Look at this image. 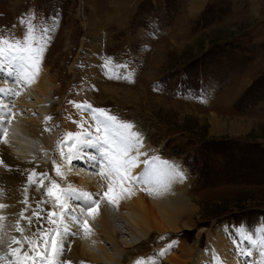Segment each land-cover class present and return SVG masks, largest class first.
<instances>
[{"label": "rangeland", "instance_id": "1", "mask_svg": "<svg viewBox=\"0 0 264 264\" xmlns=\"http://www.w3.org/2000/svg\"><path fill=\"white\" fill-rule=\"evenodd\" d=\"M28 22L37 35L51 29L40 63L51 89L45 114L30 95L32 119L39 126L47 120L39 138L46 146L54 139L50 165L41 171L53 170L58 142L66 139L60 107L83 102L132 122L142 135L141 152L176 163L185 174L183 183L164 188L171 200L184 201L166 234L146 235L130 213L99 198L124 250L119 255L118 246L103 242L113 260L168 264L159 253L171 244L176 256L194 254L186 264H198L202 253L200 264H264V231H257L264 229V0H0V35L24 33ZM109 61L111 71L104 67ZM73 161L58 165L71 169ZM73 167L99 176L83 163ZM144 190L146 197L152 191ZM33 198V205L40 200Z\"/></svg>", "mask_w": 264, "mask_h": 264}, {"label": "snow or ice", "instance_id": "2", "mask_svg": "<svg viewBox=\"0 0 264 264\" xmlns=\"http://www.w3.org/2000/svg\"><path fill=\"white\" fill-rule=\"evenodd\" d=\"M24 24L25 21L21 18L20 25ZM50 31V27H45L40 29L37 35L36 26L28 22L27 31L24 33L13 37L0 35V79L8 80L17 86L34 82L40 70L41 57L46 49ZM110 63L109 61L104 65L109 71ZM116 67L126 68L127 65ZM116 78L129 80V76L124 74H117ZM19 94L13 88L0 87L2 145L8 144L7 124L15 117L12 101ZM71 103L83 110L86 119L77 121L82 129L79 134L66 133V139L60 146L67 147L68 152L61 151L60 155L68 161H81L94 174L107 175V191L92 193L62 188L57 180H50L45 194L55 203L59 209L57 212L52 208L43 207L46 203L44 200H38L33 205L28 196L29 188L37 185L45 187L44 179L49 175L48 172L31 170L25 173L20 170V175L24 177L20 189L22 198L16 203L0 202V212L8 213L0 215V221L14 219L15 231L19 233L6 250H0V264H77L68 258V253L71 251L73 239L81 234L88 236L92 233L88 220L83 216L86 213L87 216L95 218V215L99 214L101 196L106 198L110 205L118 206L119 198L122 195H130L135 185L158 184L167 187L172 181H182L186 178L178 165L168 161L158 163V157L139 159L145 155L140 151L143 139L142 135L134 130L132 122L121 120L109 110L95 108L90 103ZM84 129L87 131H83ZM90 149L92 151H89ZM139 164L144 165V170L134 175L133 169ZM0 170H19V166L0 158ZM53 171L57 177L62 178L61 166L54 163ZM16 204L23 205L18 213L14 210ZM69 225H75L79 231H74ZM26 227L32 229L28 235H25ZM239 230L243 234V228ZM247 238L251 240V236ZM261 244H264V239ZM172 249L173 245L170 244L159 255L164 256ZM261 254L264 255V248L261 249ZM247 255L250 257L253 253L249 251ZM79 264L84 262L80 261ZM135 264H144V258L141 257Z\"/></svg>", "mask_w": 264, "mask_h": 264}, {"label": "bare ground", "instance_id": "3", "mask_svg": "<svg viewBox=\"0 0 264 264\" xmlns=\"http://www.w3.org/2000/svg\"><path fill=\"white\" fill-rule=\"evenodd\" d=\"M42 69L43 68L40 67L37 77L35 78L34 82H32L30 85L25 83L19 86L20 88L19 90L21 91L20 92L18 90L16 91H18L20 94L16 96L12 102V104H14L12 105V110L15 113V117L11 120L10 123L7 124L8 144L7 145L0 144V158L6 159L10 164L18 165L19 170H13V171L0 170V190H2V193H0V202L16 203L17 200L22 198L20 189L22 188L24 177L20 175V170H23L25 173L31 170H35L39 172L44 168V166L48 165L47 162L52 152L51 149L53 148L54 139L53 137H51V139L47 142V146H46L42 142L43 139L41 140V138H39V135H42L43 132L42 129L46 127L47 120L45 121L44 124L39 126L37 121L35 119H32L33 118L32 116L34 115V112L36 113V110H35V106L32 105L30 102L32 99L30 95L32 93L34 94V98H36L37 100L36 104L38 106H36V108L39 107L38 109L41 114L46 113L45 110L46 108L45 106L42 105L44 100L43 98L48 97V94H50L51 89H50V85H48L46 82V77ZM52 82L55 81L52 80ZM9 85L10 84H5L4 82L0 83V87L13 88V89L18 88L16 84H14V86H9ZM110 93H114V91H111ZM26 96L29 97L28 100L26 99ZM59 110L62 112V115L64 117L60 125V129L62 130L61 134L66 135V133L68 132L79 134L82 131V129L79 127L77 121L86 119V114L83 112V110L78 109L75 106L67 107L66 105L60 107ZM24 114L27 115L25 116ZM33 123L35 124L33 125ZM53 124L54 123H52L51 125ZM30 126H34V128L32 127V129H29ZM214 128L217 129L215 125ZM83 131H87V129H84ZM61 143L62 142L59 141L57 145L58 149H61L65 153L66 151L68 152V148L67 150H64L63 147L60 146ZM89 151L92 150L90 149ZM42 152L46 154L44 161H42L41 158ZM145 155H144L145 157L141 156L139 159L143 160L152 157L151 154L147 152H145ZM35 158L37 162L39 161L40 163L43 164L36 165V163L34 162ZM61 160H63V157L59 155L58 161ZM62 163L64 164L65 169H61L62 178L58 177V179H60L61 182V187L71 188L72 186H74L75 189L79 191H86L92 193H103L107 191V185L109 183V179L107 175L104 176L99 175L96 177L89 178L88 175L85 174L84 172L85 170L78 171L77 173H75L74 169H72L73 164L75 165L78 163L81 164L82 163L81 161L74 160L71 169L66 168L69 166L68 165L69 163H64V162ZM172 164L177 165L176 163H172ZM143 170H144V165L139 164L138 167L133 169V174L138 175ZM184 181L185 179L177 183H181V182L183 183ZM44 184H46V182H44ZM153 185L154 184H152L151 186H145V185L133 186V190L131 194L122 195L119 198V203L118 206L116 207L121 213L124 211L130 213L129 215H131L134 219L133 220L134 227L140 229L146 235L152 232L151 231L152 229L158 230L157 231L158 233L166 234L170 232L169 228L174 227L173 225L174 220L180 215V211H181L180 206H183L182 203L180 202H182L183 200L179 201L178 200L179 198H177L175 201L174 199L171 200L170 194L168 193V191H165L166 189L165 187L160 186L158 184H155V186ZM45 186L47 188L48 184H46ZM145 188L147 190H152L149 192L150 196L147 195L146 197L144 195L145 194L144 192H146V190H144ZM142 189L144 190V192ZM32 190L34 195H37L34 186L33 188L31 187L28 189V196L30 198L31 203L33 199H36L33 198ZM147 193L148 192H146V194ZM162 193L164 194L162 195ZM103 200H107V199L104 198L102 199V201ZM177 204H180V206ZM22 206L23 205L21 204H16V208L14 210L18 213L19 209ZM44 206H46L45 208L49 207L47 203H45L43 207ZM93 219L97 223L98 227L96 229H93L90 226L92 229V233L90 235L84 236L83 234H81L78 238L73 239L71 245V251L68 253V258L74 262H77V264H79L80 261H83L84 264H120L118 261L116 262L113 260V258L108 253V251H106L105 246L103 245V242L110 241L114 245L118 246L117 250H115L116 253H118L119 255L124 254V250L122 249V246L118 238H115L108 224L110 218L108 217L104 209L102 210L101 208H99V214L95 215V218ZM162 219H164V221ZM179 219L177 220L179 221ZM170 225H172V227H169ZM14 230H15L14 219L11 220L7 219V222L4 220L0 221V241H3L4 239L6 242L13 240V238L16 235H18L14 232ZM73 230L79 231L76 229V226L73 228ZM114 234L116 233L114 232ZM220 241L223 242L224 239L219 238L218 239L219 244H221ZM218 242L217 244L215 243L216 246L219 245ZM170 253L171 255L169 256ZM181 254L182 255L180 256H176L172 251H169V253L167 252V254L164 255V259L168 264H186L187 262L191 261V258L193 259V255H194V254L192 255L191 252L185 250H182ZM230 257H232V255ZM204 258H205L204 254L203 253L200 254L196 258V263L198 264L202 263V260Z\"/></svg>", "mask_w": 264, "mask_h": 264}, {"label": "crops", "instance_id": "4", "mask_svg": "<svg viewBox=\"0 0 264 264\" xmlns=\"http://www.w3.org/2000/svg\"><path fill=\"white\" fill-rule=\"evenodd\" d=\"M118 6H119V3H118V5L116 4V8H118ZM247 117H250V116H247ZM251 117H252V116H251ZM242 122H244V121H242ZM240 123H241V122H240ZM242 124H243V123H242ZM243 126H244V127H245V126H248V127H249V125H246V124H245V125L243 124ZM244 127H243V128H244ZM239 129H241V128H239ZM234 130H235V129H234Z\"/></svg>", "mask_w": 264, "mask_h": 264}]
</instances>
